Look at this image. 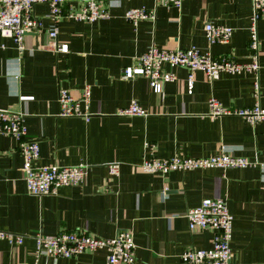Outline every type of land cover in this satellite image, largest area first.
Listing matches in <instances>:
<instances>
[{
	"label": "crops",
	"instance_id": "1",
	"mask_svg": "<svg viewBox=\"0 0 264 264\" xmlns=\"http://www.w3.org/2000/svg\"><path fill=\"white\" fill-rule=\"evenodd\" d=\"M136 7L155 10L156 18L133 25L125 12ZM252 11V0H184L181 7L157 5L155 0H113L105 19L62 17L56 23L44 2L34 7L44 30L25 37L23 52L12 38L0 34V110L25 113L29 136L40 142L37 165H89L82 185L62 187L54 195H31L23 178L19 141L0 134V229L25 236L20 245L0 239V264H108L106 249L69 259L36 258V232L78 229L103 238L128 229L137 244L135 264H184L185 249L210 248L213 243L214 232L190 231L185 215L205 198H225L228 203L234 216L231 244L236 264H264V120L252 124L238 115L208 116L211 97L225 107H252L255 76L222 73L211 81L197 70L189 93L188 69L175 67L177 79L155 93L145 76L124 75L151 45L198 47L246 62ZM209 20L233 27L228 43H208L204 25ZM54 26L58 41L69 45L67 53L54 50L55 40L47 32ZM258 32L264 106V13ZM61 87L75 96L89 90V121L60 116ZM133 100L149 115H116ZM146 142L154 143L155 149L146 148ZM222 148L258 163L165 175L141 167L147 157H206ZM111 163H120L118 174L110 172Z\"/></svg>",
	"mask_w": 264,
	"mask_h": 264
},
{
	"label": "built area",
	"instance_id": "2",
	"mask_svg": "<svg viewBox=\"0 0 264 264\" xmlns=\"http://www.w3.org/2000/svg\"><path fill=\"white\" fill-rule=\"evenodd\" d=\"M113 0H0V34L14 40L18 49L23 52L26 48L25 37L28 34L44 30L43 22L34 14L37 3H49L50 15L55 22L62 17L95 22L110 16V7ZM157 5L181 7L184 0H155ZM253 11L250 25V56L246 62L229 56H215L204 52L198 47L183 49L160 48L151 45L136 57L137 65L125 68L124 75L134 78L142 75L148 79L152 92L160 93L166 82L177 79L175 67L188 69V92L194 89V72L202 70L207 77L214 81L222 73L242 74L252 73L255 76L254 95L255 104L246 108L225 107L215 97L208 100L211 118L224 115H238L248 122L255 124L264 120V106L261 103L260 90V38L258 21L264 13V0H252ZM68 5V11L64 7ZM125 17L137 26L143 19H155L156 11L145 8H131L125 12ZM48 35L55 40L54 50L57 53H67L69 45L58 41V27L54 26ZM206 39L210 45L228 43L234 33L233 27L206 21L204 25ZM60 116L82 117L89 121L90 92L88 89L81 96H75L68 88L61 87L58 93ZM118 116H147L149 111L133 100L128 106L116 111ZM0 134L16 138L20 143V152L23 157V178L29 194L35 196L54 195L62 187L82 185L87 177L89 165H37L40 158V142L29 136L25 123V113L14 110H0ZM146 148L155 149L154 143L146 142ZM258 161L247 156L232 155L220 149L214 155L206 157L174 156L170 158L147 157L141 163L144 172L165 175L174 170H188L193 168L217 167L220 169L246 168L257 165ZM110 172L118 174L120 163H111ZM1 196V195H0ZM186 218L189 230L209 229L214 232L213 243L210 248L190 246L181 254L184 264H236L232 248L233 220L225 198H205L200 205L187 210ZM25 236L0 229V239L20 245ZM36 241L35 256L39 259L43 255L60 258H74L85 252H94L106 249L108 264H135L137 260V244L134 234L128 229H122L110 238H103L85 229L60 231L55 234H46L38 231L34 235Z\"/></svg>",
	"mask_w": 264,
	"mask_h": 264
}]
</instances>
